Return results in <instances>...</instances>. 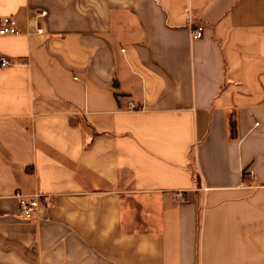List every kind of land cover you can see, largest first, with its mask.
Returning <instances> with one entry per match:
<instances>
[{
    "label": "crops",
    "instance_id": "1",
    "mask_svg": "<svg viewBox=\"0 0 264 264\" xmlns=\"http://www.w3.org/2000/svg\"><path fill=\"white\" fill-rule=\"evenodd\" d=\"M5 16L0 264H264V0H0ZM34 193L52 200L23 219Z\"/></svg>",
    "mask_w": 264,
    "mask_h": 264
},
{
    "label": "built area",
    "instance_id": "2",
    "mask_svg": "<svg viewBox=\"0 0 264 264\" xmlns=\"http://www.w3.org/2000/svg\"><path fill=\"white\" fill-rule=\"evenodd\" d=\"M45 12H40V16L44 15ZM203 27L202 26H193L190 27V36L192 39H198L202 37L203 35ZM19 30L17 27L16 21L10 17L5 16L0 18V35L6 36V35H15L18 34ZM35 32L37 34H40L42 32V28L40 25H36ZM14 61L9 59L8 57L0 56V66L1 67H7L10 64H13ZM137 107L133 104L132 101L128 104V109L135 110ZM44 198L47 202H51L52 196L50 194H17V200H18V214L23 219H32L35 213L38 211L40 207V200ZM175 202L183 201L184 199V193L183 191L176 190L173 193V197Z\"/></svg>",
    "mask_w": 264,
    "mask_h": 264
}]
</instances>
